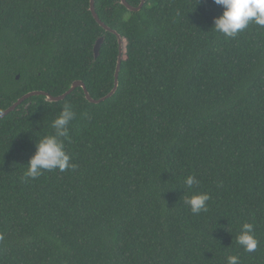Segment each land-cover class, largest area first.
Instances as JSON below:
<instances>
[{
  "label": "trees",
  "instance_id": "16d2710c",
  "mask_svg": "<svg viewBox=\"0 0 264 264\" xmlns=\"http://www.w3.org/2000/svg\"><path fill=\"white\" fill-rule=\"evenodd\" d=\"M90 6L0 0V113L75 81L95 100L114 89L119 40ZM95 7L124 43L116 93L99 104L80 87L56 103L35 96L0 119V264H264V26L226 38L212 0ZM65 103L76 170L22 181ZM185 192L209 193L208 211L192 214ZM245 222L252 253L236 242Z\"/></svg>",
  "mask_w": 264,
  "mask_h": 264
},
{
  "label": "clouds",
  "instance_id": "9594fccd",
  "mask_svg": "<svg viewBox=\"0 0 264 264\" xmlns=\"http://www.w3.org/2000/svg\"><path fill=\"white\" fill-rule=\"evenodd\" d=\"M212 2L223 9L222 14L214 19L213 29L226 38L235 39L251 23L264 26V0H212ZM76 116L73 105L65 103L59 116L52 123L54 134L46 135L36 143V151L26 166V171L21 177L22 181L26 182L29 178L38 179L46 171L76 170L77 165L72 162V156L68 154L65 147V141L69 138L70 125ZM199 183L194 175H189L184 180L185 187L189 191H192ZM210 199L211 196L207 192L192 195L185 192L183 203L190 208L192 214L199 215L208 211ZM254 233V224L245 222L240 226L236 242L245 252L252 253L259 246V240ZM226 262L240 264V257L229 255L226 257Z\"/></svg>",
  "mask_w": 264,
  "mask_h": 264
},
{
  "label": "water",
  "instance_id": "95a60500",
  "mask_svg": "<svg viewBox=\"0 0 264 264\" xmlns=\"http://www.w3.org/2000/svg\"><path fill=\"white\" fill-rule=\"evenodd\" d=\"M95 2H96V0H91V6H90V10H91L94 18L99 23V25L105 29L106 32H111V33L115 34L118 37V40H119V57H118L117 70H116V73H115V87H114V89L106 97H103V98H101L99 100H95V99H93L91 97L89 91L86 88L85 83L82 82V81H75L71 85L70 89L66 93H64L63 95H60V96H53V95H50L49 93L42 92V91L31 92V93L26 94L22 98H20L13 106L8 108L4 112L0 113V119H2L5 116L9 115L11 112L15 111V109L19 105H21L23 102H25L26 100H28V99H30L32 97H35V96H42V97H44L46 102L56 103V102H59V101H62L64 99H66V97L68 95H70L77 88L80 87V88H82L84 90L85 97L90 103L99 104L100 102L106 101L107 99L111 98L116 93V91L118 89V86H119V75H120L121 64H122V59H123L124 43H123V39H122L121 35L117 31L112 30L110 27L105 25V23H103V21L99 18L98 14L96 12ZM120 2L129 11H131V12H139L145 6L146 0H142L138 7L131 6L126 0H120ZM104 41H105V36H103L100 39H98V41L95 44V48H94L95 60H97L99 58V56H100V51H101V48H102V45H103ZM19 78H20V76L17 77V79H19Z\"/></svg>",
  "mask_w": 264,
  "mask_h": 264
}]
</instances>
